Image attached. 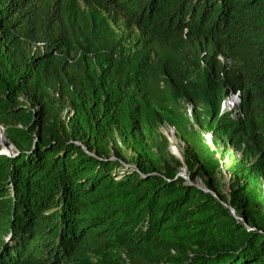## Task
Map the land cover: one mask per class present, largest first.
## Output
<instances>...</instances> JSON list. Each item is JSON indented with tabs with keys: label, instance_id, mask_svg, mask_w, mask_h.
I'll return each instance as SVG.
<instances>
[{
	"label": "trees",
	"instance_id": "1",
	"mask_svg": "<svg viewBox=\"0 0 264 264\" xmlns=\"http://www.w3.org/2000/svg\"><path fill=\"white\" fill-rule=\"evenodd\" d=\"M0 127V264H264V0H0Z\"/></svg>",
	"mask_w": 264,
	"mask_h": 264
},
{
	"label": "rangeland",
	"instance_id": "2",
	"mask_svg": "<svg viewBox=\"0 0 264 264\" xmlns=\"http://www.w3.org/2000/svg\"><path fill=\"white\" fill-rule=\"evenodd\" d=\"M162 86H163L162 83H160V87H162ZM186 112H187V114L190 113L189 106H186ZM67 115H68V109H64L63 112L61 113V120H64L67 117ZM171 129H173V128L164 124L163 126L160 127V132L165 135L166 133H170ZM205 139H206V137H205ZM174 142H175V145L177 146V148L180 150L181 161H182V162H180L182 165L181 169H184V167H185L184 175H185V177L188 178L187 166H188V169H192V168H194L193 167L194 164L192 162H187V166H186V164H185L186 154L184 151V146L181 142H179L177 140H174ZM206 143L216 152V156L218 157L219 162L221 163L220 170H221L222 176L219 178V182L225 186V192L227 194L229 180H230V174L228 173L227 168L231 164V162L233 161V158H236V159L239 158L240 154L233 151L232 148L226 147L222 141L216 140L212 136H210L209 140L206 139ZM0 144H2L3 146H6V149L8 150L9 154L14 151V148L11 145H8L7 140L5 143H0ZM2 145H0V147H2ZM198 182H200V180L197 179V184H198ZM202 188H203V185H202ZM262 188H263V192H264V182L262 183ZM175 252L176 251L173 249L170 250L171 255L175 254Z\"/></svg>",
	"mask_w": 264,
	"mask_h": 264
},
{
	"label": "built area",
	"instance_id": "3",
	"mask_svg": "<svg viewBox=\"0 0 264 264\" xmlns=\"http://www.w3.org/2000/svg\"><path fill=\"white\" fill-rule=\"evenodd\" d=\"M242 94L240 91L232 92L229 90L228 95L223 99L220 105V113L228 112L230 113V116L232 119H237L241 116L239 113V105L241 101ZM190 111V107H189ZM211 133H206L204 135V139L206 137L207 140H209ZM205 139V141H206Z\"/></svg>",
	"mask_w": 264,
	"mask_h": 264
},
{
	"label": "bare ground",
	"instance_id": "4",
	"mask_svg": "<svg viewBox=\"0 0 264 264\" xmlns=\"http://www.w3.org/2000/svg\"><path fill=\"white\" fill-rule=\"evenodd\" d=\"M166 136L170 137L171 139V147H172V151L173 153L176 155V158L180 161H181V154H180V150L177 148V146L175 145V142H174V136L173 134L171 133V130H170V133H166L165 134ZM6 142V138H5V135H4V132L0 129V143H5ZM2 145V144H0ZM2 148L4 151H6V146H3L2 145ZM185 169V167H184ZM184 169H181L180 172H178L180 175L182 176H185L184 175Z\"/></svg>",
	"mask_w": 264,
	"mask_h": 264
},
{
	"label": "water",
	"instance_id": "5",
	"mask_svg": "<svg viewBox=\"0 0 264 264\" xmlns=\"http://www.w3.org/2000/svg\"><path fill=\"white\" fill-rule=\"evenodd\" d=\"M0 129L4 132V130H3L2 127H0ZM171 133L174 134V129H171ZM4 135H5V134H4ZM5 138H6V136H5ZM167 138H168V141H169V143H170L169 151H170V152L176 157V155H175V154L173 153V151H172V147H171V139H170V137H168V136H167ZM6 140H7V138H6ZM6 150H7V149H6ZM2 153H3V154H6V155L9 154V153H8V150L5 151V152H2ZM176 177H181V178H183V179H185V180H188L187 177L182 176V175H180L179 173L176 175ZM196 187H197V188H202V184H201L200 182H198V184H196ZM204 191H205V192H209V191L206 190V189H204ZM210 193L212 194V196L216 197L214 193H212V192H210Z\"/></svg>",
	"mask_w": 264,
	"mask_h": 264
}]
</instances>
